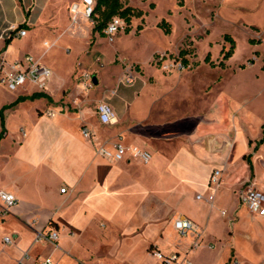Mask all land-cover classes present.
Segmentation results:
<instances>
[{"label":"crops","instance_id":"1","mask_svg":"<svg viewBox=\"0 0 264 264\" xmlns=\"http://www.w3.org/2000/svg\"><path fill=\"white\" fill-rule=\"evenodd\" d=\"M52 2L0 0L4 70L27 54L51 70L45 87L30 79L16 90L0 84V133L2 112L6 128L0 140V189L18 198L5 214L0 202V264H36L41 258L55 264H144L153 249L191 260L194 237L182 234L174 219L180 215L193 219L202 230L201 245L216 208L227 219L223 264L230 256V245L240 260L257 262L264 242L255 254L240 248L237 236L256 238L255 223L264 219L249 217L241 199L251 179L254 187L264 190V178L256 167L264 143L255 149L264 124L262 134L253 138L241 106L221 92V79L204 83L189 75H159L153 81L144 77L135 85L124 77L111 90L87 100L82 90L98 86L100 74L93 76V85L77 79L71 86L60 87L54 78L57 72L47 60L49 50L43 47L51 46L45 35H61L57 23L47 20L45 10ZM62 2L65 5L66 0ZM36 9H40L37 15ZM62 19L67 22L66 15ZM83 20L90 21L80 15L74 27H82ZM23 23L27 34L11 37L7 44L9 27ZM28 36L42 37L40 47L34 42L19 43ZM62 41H67L65 45L75 42L65 34L57 44ZM101 102L112 105L115 123L100 122L97 106ZM85 126L93 139L83 135ZM116 143L144 148L152 157L146 163L128 152L120 161H110L97 150L99 146L114 149ZM215 169L223 170L218 186L210 182ZM230 198L231 211L225 205ZM51 229L59 231L56 243L37 240L39 231ZM6 235L14 242L5 244ZM84 236L100 240L114 236L128 250L121 256L112 252L113 262H92L77 252ZM209 242L217 245L216 239ZM151 258L159 264L153 254Z\"/></svg>","mask_w":264,"mask_h":264},{"label":"rangeland","instance_id":"2","mask_svg":"<svg viewBox=\"0 0 264 264\" xmlns=\"http://www.w3.org/2000/svg\"><path fill=\"white\" fill-rule=\"evenodd\" d=\"M52 1L45 10H48L47 20L57 23L61 35H45V42L48 41L51 46L43 47L49 50L47 60L57 72L54 78L60 87L71 86L73 80L77 79L79 82L93 85V76L100 74L98 86L82 90V96L87 100L93 98L97 92L111 90L118 79L126 77L129 73L134 76L135 85L144 77L153 81L159 75H189L200 77L204 83L221 79V92L233 96L236 104L243 109L249 134L253 138L262 134L264 0H123L127 5L142 9L144 15L133 17L132 23H127L125 29L120 31L113 41H110L106 34L94 32L95 22L92 20H83L82 27L78 29L74 27L75 21L71 16L70 7L76 0H66L65 5L63 0ZM64 12L67 22L62 19ZM38 13L40 9L35 10V15ZM163 19L169 21L172 26L169 34L159 26ZM63 34L75 42L65 45L67 41H62L57 44L58 38ZM226 35L235 39L236 49L234 55L226 61L227 66L223 68L218 64L223 59L224 52L232 46ZM40 38L42 37L32 40L28 36L22 41L19 40V43L34 42L40 47ZM182 50L186 51L185 55L181 54ZM208 55L215 65L205 60ZM76 57L78 58L74 62ZM185 58L188 64L181 68L180 64L184 63ZM152 69L154 73H151ZM212 86L213 83H210L209 89ZM260 153V161L256 160V167L264 178V146ZM250 186H254L253 179L245 185L244 191ZM225 205L231 211L233 199H228ZM216 211L220 212V209L216 208L214 211L215 218L204 242L201 245L199 242L198 246L193 240L191 244L193 249L188 256L196 264H223L227 245V219ZM246 212L251 218L258 217L248 208ZM254 227L257 237L255 238L253 232H249L253 237L248 240L240 234L237 236V244L240 248L256 254L257 248L264 242V219L257 220ZM212 239L217 240L216 246L210 244L209 240ZM139 247L141 252L142 246ZM127 250L128 245L117 241L114 236L105 240L84 236L79 239L77 245V252L81 257L101 263L113 262L112 252L121 256ZM229 252L230 256L225 264H264V250L257 262H251L249 258L240 260L234 245H230ZM149 254H146L144 264H154L152 253ZM240 254L242 258L245 257L242 251Z\"/></svg>","mask_w":264,"mask_h":264},{"label":"built area","instance_id":"3","mask_svg":"<svg viewBox=\"0 0 264 264\" xmlns=\"http://www.w3.org/2000/svg\"><path fill=\"white\" fill-rule=\"evenodd\" d=\"M96 6V0H81L80 2L73 3L70 7V12L74 21L78 19L80 15L92 20V14ZM93 21V20H92ZM127 21L121 16H114L105 28V34L110 41H113L116 35L125 29ZM27 29L19 28L16 25H12L7 30V38L15 36H25ZM48 45L49 43L46 42ZM0 84L6 85L11 90H16L20 86L26 83L27 80H33L37 82L41 87H45L46 80L51 75V70L38 62H36L32 55L27 54L21 60H17L9 64V68L4 70L6 60L0 54ZM186 65L181 62L180 67ZM126 82L133 83L134 76L129 73L125 77ZM98 118L103 124H113L117 120V115L111 104L101 102L97 106ZM49 115H54L52 111H49ZM82 133L85 137L93 139V132L87 126L83 127ZM98 152L110 161H120L128 152L133 156L142 159L144 162H149L152 154L138 146H126L122 143H116L114 149H109L105 146H99ZM223 176L222 169H215L211 175L210 182L214 186H218L221 183ZM63 188L62 191H65ZM202 196L199 195V198ZM241 199L247 208L252 212L260 216H264V191L250 186L241 194ZM0 202L1 211L5 214L17 205V196L9 191L0 189ZM175 227L182 234H192L196 244L198 245L202 236V230L199 225L191 218L180 215L174 219ZM59 239V231L56 229L41 230L37 233L38 241H50L56 243ZM5 244H11L14 239L11 235H6L3 238ZM153 256L158 260L159 264H195L193 261L185 258H181L180 254L173 253L168 254L160 249L152 250ZM19 264H24L22 261ZM36 264H55L50 258H41Z\"/></svg>","mask_w":264,"mask_h":264},{"label":"trees","instance_id":"4","mask_svg":"<svg viewBox=\"0 0 264 264\" xmlns=\"http://www.w3.org/2000/svg\"><path fill=\"white\" fill-rule=\"evenodd\" d=\"M143 15H144V11L142 9L133 7L131 5H127L123 0H96V6L92 14V20L95 22L93 31L99 32L101 35H105V28L108 25L109 21L114 16L123 17L130 25L132 23L133 17H142ZM24 26L25 24L23 23L19 26V28H22ZM159 26H161L167 34L171 33L172 31V26L170 22L167 21L166 19H163L159 23ZM226 39L232 43V46L229 50L224 52V57L218 64L223 68L227 66L226 61L229 60L234 55L236 49L235 39H233V37L230 35H226ZM11 41L12 38H6L7 44H9ZM181 54L185 55L186 51L182 50ZM205 60L211 61L210 55H208ZM183 61L185 65L188 64V60L186 58ZM211 64L215 65L216 63H214V61H211ZM37 95H42V93L35 94L34 96ZM2 124H3V129L0 133V140L4 137L6 133L4 112H2ZM263 143H264V131L262 138L257 141L255 149H257Z\"/></svg>","mask_w":264,"mask_h":264},{"label":"water","instance_id":"5","mask_svg":"<svg viewBox=\"0 0 264 264\" xmlns=\"http://www.w3.org/2000/svg\"><path fill=\"white\" fill-rule=\"evenodd\" d=\"M96 80H94V82H95Z\"/></svg>","mask_w":264,"mask_h":264}]
</instances>
